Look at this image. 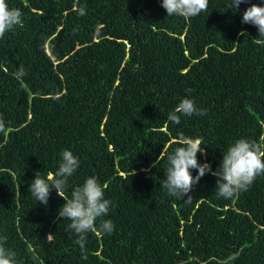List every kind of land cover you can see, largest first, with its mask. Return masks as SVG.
<instances>
[{"label":"trees","instance_id":"trees-1","mask_svg":"<svg viewBox=\"0 0 264 264\" xmlns=\"http://www.w3.org/2000/svg\"><path fill=\"white\" fill-rule=\"evenodd\" d=\"M7 3L22 24L0 38V238L16 264H264V176L231 199L211 173L189 202L161 187L180 135L201 141L212 171L237 139L264 143V37L241 22L264 0L238 12L209 0L188 19L168 17L162 0ZM185 97L206 114L174 124ZM64 149L79 159L65 196L95 177L111 201L102 219L114 231L98 220L83 249L57 219L55 188L47 206L29 192Z\"/></svg>","mask_w":264,"mask_h":264},{"label":"clouds","instance_id":"clouds-1","mask_svg":"<svg viewBox=\"0 0 264 264\" xmlns=\"http://www.w3.org/2000/svg\"><path fill=\"white\" fill-rule=\"evenodd\" d=\"M247 2L248 0H230L228 7L238 12L240 5ZM208 4L209 0H162L161 6L168 13V17L181 16L188 19L207 11ZM241 22L255 26L259 37H264V6L251 4L243 12ZM21 24V10L9 8L7 0H0V38ZM25 74L21 65L15 75L19 79ZM194 114L205 115L206 112L198 109L192 99L185 97L169 113L167 119L179 124L181 116L190 117ZM4 131V123L0 121V132ZM178 144L180 146L167 154L166 178L161 182V187L169 196L182 198L185 202L192 200V196L188 194L206 173L217 178L216 195L223 199H231L237 193L247 191L258 176H264V143L237 139L223 153L220 166L215 171H212L210 164H201L198 161L197 154L204 152L198 138L180 135ZM156 164L152 166L155 167ZM78 167V157L71 150H62L54 176L49 173L45 179L37 172L29 192L40 204L47 206L50 193L55 188L57 195L66 201L59 209L57 219L70 221L67 230L77 237L76 243L83 249L87 233L97 230L98 220V228L105 234H111L115 226L111 220L102 219L109 214L111 201L105 198L104 188L95 177H88L82 185L75 187L70 198L65 196L68 179ZM193 169L198 170L195 177L192 175ZM5 243L6 239L0 238V264H16V253L5 247Z\"/></svg>","mask_w":264,"mask_h":264}]
</instances>
